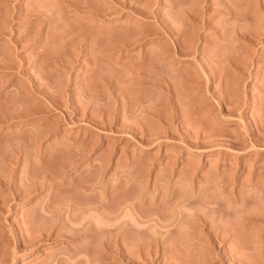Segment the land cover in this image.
Instances as JSON below:
<instances>
[{
    "label": "rangeland",
    "instance_id": "1",
    "mask_svg": "<svg viewBox=\"0 0 264 264\" xmlns=\"http://www.w3.org/2000/svg\"><path fill=\"white\" fill-rule=\"evenodd\" d=\"M84 1L76 13L66 0H0V264H232L231 252L264 264V0ZM160 48L170 56L149 67L163 80L138 84L131 72ZM243 192L254 201L234 209Z\"/></svg>",
    "mask_w": 264,
    "mask_h": 264
},
{
    "label": "bare ground",
    "instance_id": "2",
    "mask_svg": "<svg viewBox=\"0 0 264 264\" xmlns=\"http://www.w3.org/2000/svg\"><path fill=\"white\" fill-rule=\"evenodd\" d=\"M64 1H65V0H64ZM66 1L69 2V0H66ZM72 1H73L74 3H77V2H78V0H77V1H76V0H72ZM72 1H71V2H72ZM86 1H87V0H86ZM86 1H84V2H86ZM88 1H89V0H88ZM92 1H93V3H96V4H97V1H96V2H94V0H92ZM118 1H119V0H118ZM120 1H121V0H120ZM122 1H124V0H122ZM122 1H121V3H120V2H117V1H115V2H117L116 4H119V3H120V4H121V7H122V6H123V3H124V4L126 3V2H123V3H122ZM126 1H127V0H126ZM128 1H129V0H128ZM128 1H127V2H128ZM131 1H132V0H131ZM134 1H135V0H134ZM73 2H72V3H73ZM115 2H114V3H115ZM129 2H130V1H129ZM129 2H128V3H129ZM132 2H133V1H132ZM69 3H70V2H69ZM69 3H68V4H69ZM72 3H70V4H72ZM74 3H73V4H74ZM80 3H83V2L80 1ZM87 3H88V2H87ZM89 3H91V2L89 1ZM89 3L86 4V5H88L89 7H87V6L85 5V3L82 4L83 6H84V5L86 6V10H88L87 8H91V6H93V5L96 6V4H93V5L91 4V6H90ZM133 3H134V2H133ZM62 4H63V3H62ZM70 4H69V5H70ZM98 4H99V3H98ZM98 4H97V5H98ZM130 4H132V3L130 2ZM77 5H78V3H77ZM77 5H76V6H77ZM63 6H64V5H63ZM70 6H71V5H70ZM74 6H75V4H74ZM76 6H75V7H76ZM98 6H99V5H98ZM125 6H126V5H125ZM125 6H123V7H125ZM15 7H16V6H15ZM15 7H14V8H15ZM18 7H19V6H18ZM24 7H25V6H24ZM66 7H67V6H66ZM68 7H69V6H68ZM68 7H67V8H68ZM77 7H78V6H77ZM77 7H76V8H77ZM96 7H97V6H96ZM99 7H100V6H99ZM114 7H115V6H114ZM121 7H120V8H121ZM22 8H23V6H22ZM25 8H26V7H25ZM64 8H65V7H64ZM76 8H75V9H76ZM79 8H81V4H79ZM79 8H77L76 13H80V11H78V10H80ZM94 8H95V7H94ZM94 8H92V9H94ZM100 8H101V7H100ZM102 8H103V7H102ZM127 8H129V7H127ZM131 8H134V7L131 6L130 9H131ZM18 9H19V8H18ZM18 9H17V10H18ZM26 9H27V8H26ZM26 9H25V10H26ZM65 9H66V8H65ZM69 9H70V8H69ZM72 9H73V8H72ZM83 9H84V7L82 8V11H83ZM95 9H96V8H95ZM98 9H99V8H98ZM121 9H122V8H121ZM121 9H120V10H121ZM20 10H21V9H20ZM27 10H28V9H27ZM131 10H133V9H131ZM131 10H130V11H131ZM227 10H228V12H229V9H226V11H227ZM29 11H30V10H29ZM71 11H72V10H71ZM71 11H70V12H71ZM88 11H90V10H88ZM97 11L100 12V14H101V13H103L102 11L105 12L106 10L103 9V10H97ZM121 11H123V10H121ZM133 11H137V10L134 9ZM12 12H13V11H12ZM21 12H22V11H21ZM73 12H75V11L73 10ZM86 12H87V11L84 10V13H85V14H86ZM90 12H91V11H90ZM110 12H111V13H114V9H113V11L111 10ZM127 12H128V11H127ZM131 12H132V11H131ZM143 12H144V11H143ZM231 12L234 13V11H230V13H231ZM27 13H29V12L27 11ZM76 13H75V14H76ZM81 13H82V12H81ZM84 13H82V14L84 15ZM87 13H89V12H87ZM93 13H94V11H93ZM93 13H91V14H93ZM119 13H120V12H119ZM133 13H134V12H133ZM133 13H132V14H133ZM136 13H137V12H136ZM230 13H228V14H230ZM29 14H30V13H29ZM73 14H74V13H73ZM75 14H74V15H75ZM95 14H97V12L94 13V16H96ZM106 14H110V13L106 12ZM117 14H118V13H117ZM142 14H143V13H142ZM234 14H235V13H234ZM234 14H233V15H234ZM13 15H14L13 17L15 18V14H13ZM18 15H19V14H18ZM76 15H80V14H76ZM76 15H75V16H76ZM102 15L104 16V13L101 14V16H102ZM110 15H111V14H110ZM130 15H131V14H130ZM231 15H232V13H231ZM231 15H230V16H231ZM11 16H12V15H11ZM85 16L88 17V15H85ZM101 16H100V17H101ZM20 17H22L21 14H20ZM20 17H17V18H20ZM97 17H98V16H97ZM232 17H233V16H232ZM9 18H10V17H8V19H9ZM80 18H81V15H80ZM0 19H1V18H0ZM77 19H79V18L77 17ZM2 20H3V17H2ZM2 20H1V22H2ZM9 20H10V19H9ZM5 21H6V17H5ZM5 21H4V23H5ZM1 22H0V24H1ZM8 22H9V21L7 20V23H8ZM86 22H87V21H86ZM4 23L2 24V26L5 25V26H3V27H6V28H7V26H6L7 23H5V24H4ZM165 23H166L165 20H163V22H160V23H159V27H157L158 29L156 28L157 31H158V33H161V34H164V33L170 34V33L172 32V28H171L168 24H165ZM80 24H81V23H80ZM3 27L0 28V29H1V30H4V31H3L4 33L7 32L8 28H7V30H6V28L4 29ZM1 30H0V32H1ZM131 31H133V30H131ZM131 31H130V32H129V31H126V32H127L128 34H129V33H131V34H135L134 37L137 38L136 35H138V34L133 33V32H131ZM137 31H139V30H136V32H137ZM143 32H144V31H143ZM143 32H142V33H143ZM4 33H1V34H4ZM78 33H79V34L82 33V30H78L77 33H76L77 35L75 34V35H76L75 37H77V36L79 37V36H80ZM124 33H125V32H123V34L120 33L119 37H120L121 35H124ZM137 33H138V32H137ZM142 33H141V30H140V35H142ZM156 33H157V32H156ZM5 34H7V33H5ZM82 34H83V33H82ZM143 34H144V33H143ZM145 35H146V34H144V37H145ZM126 36H127V35L125 34L124 37H122V36H121V37H122L124 40H126V39H125ZM129 36H130V34H129ZM129 36H127V37H128L129 39H131V40L134 38L133 36H132L133 38H130L131 36H130V37H129ZM138 36H139V35H138ZM146 36H147V35H146ZM2 37H3V35H2ZM139 37H140V36H139ZM141 37H143V36H141ZM141 37H140V38H141ZM116 38H118V37H116ZM10 39H12V38H10ZM123 39H121L122 42H124ZM134 39H135V38H134ZM137 39L140 40L139 38H137ZM137 39H135L136 42H137ZM144 39H145V38H144ZM131 40H129V41L132 42V43L134 44L135 40H133V41H131ZM141 40H142V39H141ZM13 41H14V40H13ZM15 41H16V40H15ZM15 41H14V42H15ZM122 42H120V43L118 42V43L121 44ZM136 42H135V43H136ZM12 43H13V42H12ZM16 43H19V41H16ZM125 43H128V41L126 40ZM132 43H128V45H129V44L131 45ZM8 45H9V43H8ZM11 45H12V44H11ZM117 45H118V44H117ZM121 45H123V44H121ZM17 46H18V44H17ZM118 46H120V45H118ZM125 46L128 47L127 44H125ZM163 46H164V45H163ZM163 46H162V47H163ZM166 46H168V45H166ZM166 46H165V47H166ZM179 46L181 47V45H179ZM15 47H16V46H15ZM15 47H12V48H15ZM122 47H123V46H122ZM162 47H161V48H162ZM183 47H184V49H185V46H184V45H183ZM183 47H182V48H183ZM9 48H10V45H9ZM12 48H10V49H12ZM161 48H160V49H161ZM167 48H169V46H168ZM175 48H176V47H175ZM195 48H196V47H195ZM10 49H8V50L10 51ZM15 49H17V47H16ZM165 49H166V48H165ZM171 49L174 50L173 52H171L172 50L170 51V49H169V51L172 53L173 60H174V58L177 59V55H178V56H179V55H182V56H183L184 54H181V53H183V52H184V53H185V52L187 53V51H182V49L180 48V49H181V50H180L178 47H177L176 49H173V47H172ZM13 50H14V49H13ZM166 50H167V49H166ZM9 51H7V52H9ZM121 51H123V50H121ZM169 51H168V52H169ZM15 53H16V51H15ZM9 54H11V53L9 52ZM9 54H7V55L9 56ZM165 54H168V53H166V51H163L162 49H161L160 51L158 50L156 56L154 55V56H151L150 58H146V59L141 58V62H139V63L137 62V63H138L137 65H141V66H140L137 70L134 68V70H135L134 72L132 71L133 69H131L132 67L129 68V69L132 71V72H131V71H130V72L135 74V77L138 76V79L140 78V79L138 80V84L144 85V83H146V85H147V83H148L149 81L154 82V84H155V83L157 82V81H156V82L154 81L155 79H156V80H161L162 78H164L163 76L160 75L161 72H160V73L157 72V73H158L162 78H160V76H158V74H156L155 72H154V73H155V74H154V73H153V69H154V68H153L152 71H151V67H149V66L153 65V67H154L155 63H156L157 66H158L159 59L161 58V61H163L162 58L166 56ZM5 55H6V54H4V57H6ZM16 55H17V54H16ZM168 55H169V54H168ZM187 55H189V53H188ZM187 55H186V56H187ZM8 56H7V57H8ZM11 56H13V55H11ZM14 56H15V55H14ZM169 56H170V55H169ZM169 56H168V57H169ZM182 56H181V57H182ZM4 57H3V59H6V58H7V57H6V58H4ZM184 57H185V55H184ZM1 58H2V57H1ZM9 58H10V57H9ZM9 58H7L8 61H7V59L5 60V64L3 63V65H4L3 67H5V66L8 65L9 61L11 60V59L9 60ZM12 58H13V57H12ZM169 58H170V57H169ZM143 59H144V60H143ZM182 59H183V58H182ZM13 60H14V59H13ZM13 60H12V61H13ZM15 60H16V59H15ZM20 60H21V59H20ZM20 60H18V61H20ZM212 60H213V59H212ZM0 61H1V59H0ZM6 61H7V63H6ZM139 61H140V60H139ZM181 61H182V60H181ZM207 61H208V60H207ZM135 62H136V61H135ZM135 62H134V63H135ZM172 62H173V61H172ZM178 62H179V61L176 60V62L174 63V64H177V65H174V66H176L175 69H179V68L183 65L182 63H181V64H178ZM153 63H154V64H153ZM6 64H7V65H6ZM9 64H11V62H10ZM20 64H21V63H20ZM128 64H129V65H132V66L135 65V64L133 65L132 63L130 64L129 62H128ZM159 64H160V63H159ZM161 64H163V63H161ZM210 64H212V63H210ZM214 64H215V63H214ZM0 65L2 66V61H1ZM13 65H14V64L12 63V66H13ZM206 65H207V64H206ZM215 65H216V64H215ZM10 66H11V65H10ZM18 66H20V65H18ZM18 66H17V67H18ZM157 66H156V68H157ZM202 66H203V65H202ZM13 67H14V66H13ZM134 67H135V66H134ZM212 67H213V66H212ZM212 67H211V68H212ZM1 68H2V67H1ZM8 68H9V65H8ZM11 68H12V67H11ZM171 68H173V67H171ZM209 68H210V67H209ZM215 68H216V67H215ZM2 69L5 70L4 68H2ZM2 69H1V71H2ZM12 69H13V68H12ZM16 69H17V68H16ZM173 69H174V68H173ZM173 69H172V70H173ZM202 69H203L204 71H207L206 68H205L204 66L202 67ZM213 69H214V68H213ZM10 70H11V69H10ZM13 70H14V69H13ZM154 70H155V69H154ZM217 70H218V69H217ZM155 71H156V70H155ZM173 71H174V70H173ZM177 71H178V70H177ZM177 71H176V72H177ZM209 71H210V70H209ZM211 71H212V72H211V75H212V73H213L214 71H215L214 73L217 74L215 69H214V71H213V70H211ZM136 72H137V74H136ZM174 72H175V71H174ZM178 72H186V71H184V70L182 71V70H181V71H178ZM187 72H188V71H187ZM169 73H170V72H169ZM207 73H208V72H207ZM207 73H206V74H207ZM170 74H171V73H170ZM172 74H173V73H172ZM172 74H171V75H172ZM176 74H177V73H176ZM176 74H175V75H176ZM183 74H184V76H188V75H185V73H183ZM186 74H188V73H186ZM194 74H196V73H194ZM194 74H193V75H194ZM215 74L212 75V76L215 77ZM136 75H137V76H136ZM190 75H191V73H190ZM164 76H165V75H164ZM172 76H173V75H172ZM172 76H171V77H172ZM181 76H182V75H181ZM194 76H195V75H194ZM153 77H154L155 79H153ZM166 77H167V76H166ZM188 77H189V76H188ZM188 77L185 78V77L182 76V78L187 79L188 82H189V81H192L191 84L196 80V77H195V78H191L192 76H191L190 78H188ZM207 77H208V76H207ZM214 77H212L213 80L215 79ZM129 78H131V77L129 76ZM129 78L127 77L128 80H129ZM169 78H170V76H169ZM200 78H201V76H200ZM208 78H209V77H208ZM208 78H207V79H208ZM212 78H211V79H212ZM216 78H217V76H216ZM172 79H173V77H172ZM184 79H183V81H185ZM190 79H191V80H190ZM197 79L199 80V77H198ZM162 80H163V79H162ZM162 80H161V81H162ZM193 80H194V81H193ZM213 80H212V81H213ZM126 81H127V80H126ZM139 81H140L141 83H140ZM164 81H167V80H164ZM169 81H170V80H169ZM183 81H182V83H183ZM210 81H211V80H210ZM130 82H131V81H130ZM171 82H172V81H170V83H168V82H167V83H168V84H171ZM109 83H110V82H109ZM158 83H159V82H158ZM167 83H166V86H164V87L161 86L162 89H163V88H167V87H169ZM159 84H160V83H159ZM196 84H197V83H195V85H196ZM156 85H157V84H156ZM156 85H155V86H156ZM182 85H183V84H182ZM187 85H189V84H187ZM106 86H107V85H106ZM108 86H109V84H108ZM139 86H140V85H139ZM170 86H171V85H170ZM183 86H184V85H183ZM183 86H182V87H183ZM197 86H198V84H197ZM112 87H113V86H112ZM158 87H160V85H159ZM161 87H160V88H161ZM184 87H185V86H184ZM188 87H190V86H188ZM193 87H194V86H193ZM193 87H192L191 89H193ZM195 87H196V86H195ZM20 88H21V87H20ZM20 88H19V89H20ZM107 88H108V87H107ZM141 88H144V89H145V86H140V89H141ZM170 88H171V87H170ZM172 88H173V87H172ZM186 88H187V87H186ZM197 88H198V87H197ZM197 88H196V90H197ZM23 89H24V88H23ZM25 89H26V88H25ZM167 89H168V88H167ZM141 90H142V89H141ZM147 90H148V89H147ZM171 90H172V89H171ZM187 90H188V89H187ZM20 91H22V89H20ZM24 91H25V90H24ZM85 91H86V90H85ZM119 91H120V90H119ZM163 91H164V89H163ZM165 91H166V89H165ZM22 92H23V91H22ZM138 92H139V91H138ZM166 92H167V91H166ZM18 93H19V92H18ZM85 93L87 94V92H85ZM122 93L124 94V92H122ZM143 93H145V92H143ZM170 93L172 94V92H170ZM90 94H91V93H90ZM139 94H140V92H139ZM141 94H142V93H141ZM141 94H140V97L142 96ZM166 94H167V93H166ZM196 94H197V93H196ZM19 95H22L21 92L19 93ZM88 95H89V93H88ZM121 95H122V94H121ZM172 95H173V94H172ZM125 96H126V95H125ZM127 96H128V95H127ZM127 96H126V97H127ZM138 96H139V95H138ZM165 96H166V98H168L167 95H165ZM86 97H88V96H86ZM90 97H91V96H90ZM126 97H123V98L125 99ZM128 97H129V96H128ZM128 97H127V98H128ZM133 97H134V96H133ZM136 97H137V96H136ZM198 97L201 98L202 96H201V97L198 96ZM127 98H126V99H127ZM137 98H139V97H137ZM137 98H136V100H137ZM143 98H144V97H143ZM170 98H171V97H170ZM193 98H194V100H196L197 97L195 98V97L193 96ZM193 98H192V99H193ZM133 99H134V98H133ZM141 99H142V98H141ZM192 99H191V100H192ZM131 100H132V99H131ZM139 100H140V99H139ZM164 100H165V99H164ZM55 101H56V102H55ZM55 101H54L55 103H58V102L60 103V101H59V100L57 101V99H56ZM132 101H133V100H132ZM134 101H135V100H134ZM140 101H142V100H140ZM140 101H139V102H140ZM144 101H145V100H144ZM146 101H147V97H146ZM165 101H166V100H165ZM171 101H172V99H171ZM196 101H197V100H196ZM125 102H126V101H125ZM166 102H167V101H166ZM177 102L179 103L180 101H177ZM194 102H195V101H194ZM7 103H8V102H7ZM7 103H6V104H7ZM127 103H128V101H127ZM131 103H132V102H131ZM133 103H134V102H133ZM133 103H132V104H133ZM137 103H138V102H137ZM146 103H147V102H146ZM167 103L169 104V98H168V102H167ZM191 103H192V102H191ZM201 103H202V102H201ZM8 104H9V103H8ZM53 104H54V103H53ZM60 104H62V103H60ZM141 104H142V103H141ZM143 104H145V103H143ZM147 104H148V103H147ZM164 104H166V103L164 102ZM170 104H172V103H170ZM173 104H174V103H173ZM179 104H181V103H179ZM179 104H178L177 108H179ZM206 104H207V103H206ZM223 104H224V103H223ZM225 104H226V103H225ZM228 104H229V103H228ZM128 105H129V104H128ZM150 105H151V103H150ZM174 105H175V104H174ZM230 105H231V104H230ZM6 106H7V105H6ZM9 106H10V105H9ZM54 106H55V105H54ZM138 106H139V105H138ZM191 106H194V105L191 104L190 107H191ZM205 106H206V105H205ZM205 106H204V107H205ZM212 106H213V105H212ZM225 106H228V107H229V105H225ZM232 106H233V105H232ZM7 107H8V106H7ZM60 107H61V106H60ZM129 107H130V106H129ZM132 107H133V106H132ZM142 107H143V106H142ZM144 107H147V106L144 105ZM144 107H143L142 111H143V110L145 111ZM150 107H151V106H150ZM150 107H149V108H150ZM170 107H171V106H170ZM196 107H197V106H196ZM202 107H203V106H202ZM204 107H203V108H204ZM130 108H131V107H130ZM133 108H134V107H133ZM133 108H132V109H133ZM136 108H138V107H136ZM139 108H140V107H139ZM164 108H165V107H164ZM181 108H182V107H181ZM183 108H184V107H183ZM188 108H189V107H188ZM200 108H201V107H200ZM207 108H208V107H206L205 109H207ZM217 108H218V107H217ZM234 108H235V107H234ZM147 109H148V107H147ZM171 109H172V108H171ZM184 109H185V108H184ZM192 109H193V107H192ZM210 109H211V108L207 109V112H208V111L211 112L212 110H210ZM213 109H214V108H213ZM223 109H225V108H223ZM229 109H231V112H232L233 109L231 108V106L229 107ZM229 109L227 108V110H229ZM148 110H149V109H148ZM168 110H169V109H168ZM168 110H167V111H168ZM174 110H175V108H174ZM179 110H180V109H179ZM189 110H190V109H189ZM216 110H217V109H216ZM227 110H226V111H227ZM18 111H19V110H18ZM126 111H127V110H126ZM130 111H131V109H130ZM134 111H136V110H134ZM171 111H172V110H171ZM171 111H169V112L172 113ZM180 111H181V110H180ZM199 111H200V110H199ZM203 111H204V110H203ZM229 111H230V110H229ZM136 112H137V111H136ZM187 112H188V111H187ZM224 112H225V111H224ZM227 112H228V111H227ZM233 112H234V110H233ZM14 113H15V112H14ZM19 113H20V111H19ZM87 113H88V112H87ZM144 113H145V112H144ZM147 113L150 114V112H148V111H147ZM179 113L181 114V112H179ZM183 113H184V112H183ZM190 113H191V112H190ZM196 113L199 114L200 112H197V111H196ZM211 113H212V112H211ZM82 114H83L82 116H84V112H82ZM141 114H143V113H140V117L142 116ZM185 114H186V115L188 114L189 116L192 117V116H193L192 114H194V113H192V114L190 115L189 113H186V112H185ZM201 114H202V113H201ZM205 114H206V113H205ZM232 114H233V113H232ZM232 114L230 113V114H227V115H228V116H230V115L232 116ZM4 115H6V114H4ZM80 115H81V114H80ZM85 115H86V114H85ZM87 115H88V114H87ZM145 115H146V114H145ZM147 115H148V114H147ZM147 115H146V116H147ZM181 115H182V114H181ZM186 115H185V116H186ZM202 115H204V114H202ZM213 115H214V114H213ZM216 115H217V114H216ZM227 115H226V116H227ZM7 116H8V115H7ZM82 116H81V117H82ZM182 116H184V115H182ZM195 116H196V115H195ZM195 116H194V118H195ZM210 116H211V115H210ZM10 117H12V116H10ZM66 117H67V116H66ZM78 117H79V116H78ZM81 117H80V118H81ZM84 117H85V116H84ZM86 117H87V116H86ZM176 117H179V116H176ZM204 117H206V116L204 115ZM204 117H203V120H204ZM2 118H3V116H2ZM2 118H1V119H2ZM4 118H7V117H4ZM12 118H13V117H12ZM67 118H68V117H67ZM82 118H83V117H82ZM82 118H81V119H82ZM109 118H110V117H109ZM109 118H107V119H109ZM170 118H171V117H170ZM179 118H180V117H179ZM179 118H177V120H178ZM197 118H199V117L197 116ZM208 118H209V117H208ZM213 118H214V117H213ZM9 119H10V118H9ZM9 119H8V120H9ZM111 119H112V118H111ZM166 119H167V118H166ZM189 119H190V118H189ZM200 119H201V118H200ZM2 120H5V121H6V119H2ZM2 120H1V121H2ZM101 120H102V119H101ZM168 120H169V119H168ZM180 120L183 121L184 118H183V120H182V117H181ZM190 120H191V119H190ZM190 120H189V121H190ZM208 120H209V119H208ZM212 120H214V119H212ZM98 121L100 122V119H99ZM104 121H105V120H104ZM104 121H103V122H104ZM110 121L112 122V120H110ZM201 121H202V120H201ZM206 121H207V120H206ZM206 121H205V122H206ZM210 121H211V120H210ZM92 122H93V121H92ZM96 122H97V120H96ZM99 122H97V123H99ZM101 122H102V121H101ZM103 122H102V123H103ZM106 122H107V121H106ZM111 122H110V123H111ZM183 122H185V121H183ZM183 122H182V123H183ZM202 122H203V121H202ZM215 122H216V121H215ZM97 123H96V124H97ZM107 123H108V122H107ZM165 123H166V121H165ZM171 123H172V122H170V124H171ZM179 123H181V122L179 121ZM190 123H192V122L190 121ZM257 123H258V122L256 121V124H257ZM90 124H91V122H90ZM92 124H94V123H92ZM92 124H91V125H92ZM100 124H101V123H100ZM103 124H106V123L104 122ZM185 124H186V122H185ZM188 124H189V123H188ZM203 124H204V123H203ZM210 124H211V122H210ZM183 125H184V124H183ZM204 125H205V124H204ZM208 125H209V124H208ZM208 125H207V126H208ZM213 125H214V124H213ZM213 125L211 124L210 127H212ZM257 125H258V124H257ZM188 126H189V125H188ZM255 126H256V125H255ZM259 126H261V125H259ZM139 127H140V126H139ZM208 127H209V126H208ZM208 127H207L206 130H208ZM142 128H143V127H142ZM205 128H206V127H205ZM256 128H257V127H256ZM259 128H261V127H259ZM188 129H189V128H188ZM212 129H213V128H212ZM263 129H264V128L262 127V130H263ZM136 130H138V129H136ZM136 130H135V131H136ZM186 130H187V129H186ZM189 130H190V129H189ZM198 130H199V129H198ZM198 130H197V131H198ZM206 130H205V131H206ZM218 130H219V129H218ZM257 130H259V129L257 128ZM138 131H139V132H138ZM138 131H137L138 133H143V134L145 133V129L142 130V132H141V130H138ZM143 131H144V132H143ZM194 131H195V130H194ZM212 131H213V130H212ZM187 132H188V130H187ZM191 132H192V130H191ZM191 132H188V135L194 136V135H192L193 133L191 134ZM258 132L261 133L262 131H258ZM135 133H136V132H135ZM135 133H134V134H135ZM189 133H190V134H189ZM194 133H195V132H194ZM203 133H204V132H203ZM205 133H206V132H205ZM208 133H209V131H208ZM241 133H242V132H241ZM255 133H256V132H255ZM260 133H259V134H260ZM146 134H147V132H146L144 135H146ZM210 134H212V133H209L208 135H210ZM237 134H239V133H237ZM245 134H246V133H245ZM247 134H248V133H247ZM249 134H250V132H249ZM253 134H254V133H251L250 135L253 136ZM259 134H258V136H255V137H253V138H256V137H263V136H259ZM263 134H264V133H263ZM136 135H138V134H136ZM141 135H142V134H141ZM144 135H143V136H144ZM198 135H199V133H198ZM205 135H206V134H205ZM208 135H207V136H208ZM255 135H256V134H255ZM133 136H135V135H133ZM139 136H140V135H139ZM191 136H189V137H190V138H193V137H191ZM203 136H204V135H202V137H203ZM211 136H212V135H211ZM252 136H250V137H252ZM137 137H138V136H137ZM205 137H206V136H205ZM209 137H210V136H208L207 138H209ZM139 138H140V137H139ZM187 138H188V137H187ZM187 138H185L184 140H186ZM137 139H138V138H137ZM188 139H189V138H188ZM201 139H203V138H201ZM205 139H206V138H205ZM240 139H241V138H240ZM258 139H259V138H258ZM258 139H257V140H258ZM139 141H140V140H139ZM238 141H240V140H238ZM258 141H260V139H259ZM258 141L255 140V141H254V142H256L255 144L259 143ZM252 142H253V141H252ZM261 142H262V141H261ZM244 143H245V142H244ZM187 144H188V143H187ZM199 144H200V143H199ZM212 144H213V143H212ZM259 144H260V143H259ZM259 144H258V145H259ZM197 145H198V144H197ZM252 146H253V145H252ZM190 147H191V146H190ZM199 147H200V145H199ZM197 148H198V147H197ZM251 148H252V147H251ZM248 149H249V148H248ZM212 151H213V150H212ZM253 153H254V152H253ZM257 153H258V152H257ZM244 157H245V156H244ZM74 161H75V160H74ZM238 162H239V161H238ZM238 164H240V163H238ZM262 167H263V166H262ZM241 169H242V168H241ZM236 174H237V173H236ZM238 175H240L239 172H238ZM236 177H237V176H236ZM232 178H233V177H232ZM232 178H231V179H232ZM238 178H239V177H238ZM253 178H254V177H253ZM257 178H258V177H257ZM259 178L261 179L262 176H260ZM216 179H217V178H216ZM224 179H226V178H224ZM255 179H256V178H254L253 180H255ZM222 180H223V179H222ZM222 180H219V182H221ZM227 180H229V179H227ZM227 180H226V181H227ZM256 180H257V179H256ZM263 180H264V178H262V180H258V181H260V182L262 181L261 183L263 184V182H264ZM216 181H217V180H216ZM234 181H235V180H234ZM237 181H238V180H237ZM249 181H250V180H249ZM251 181H252V180H251ZM251 181H250V182H251ZM235 182H236V181H235ZM253 182H254V181H253ZM253 182H252V183H253ZM260 182H259V183H260ZM215 183H216V182H215ZM221 183H224V182L222 181ZM221 183H220V184H221ZM225 183H226V182H225ZM225 183H224V184H225ZM255 183H256V182H255ZM216 184H217V183H216ZM256 184H257V183H256ZM262 184H261V185H262ZM218 185H219V183H218ZM257 186H258V185H257ZM208 187H209V186H207V187L205 186V187H203V189L205 188V190H209V191H211L210 188H208ZM220 187H221V186H220ZM260 187H264V186H260ZM201 188H202V187H201ZM258 190L260 191V192L258 191L259 193H262V194L264 193L263 189H262L263 192H262L260 189H258ZM243 193H244V192H243ZM246 193L248 194V193H250V191H249V192L247 191ZM246 193H244V194H245V196H244L245 199H244V197L239 198L240 196H238V197L234 200V203H235V204H233V208H234V209H235L236 205H239L238 207L241 208V207L243 206V204L248 203V201H250V200L254 197V196H252V198H250V197H251V194H250V196H249V195L246 196V195H247ZM259 193H258V194H259ZM258 194H257V195H258ZM262 194H261V195H262ZM261 195H260V197H259V196H256V198L254 197V199H258V198L264 197L263 195H262V196H261ZM246 197H249V198H246ZM254 199L251 200V201H254ZM197 200H198V196H197V195H191V197L189 196V199H188V200L183 201V202H184L186 205H189V204H191V203L196 202ZM222 201H223V200H221V199H217L216 201H213V202H215V204H213V203L211 202V203H208V205L211 204L210 206H212V204H213V206L215 205V206L217 207V209H219L220 211H221V210H224L225 212L229 211L231 207H230V206H227V205H224V203H223ZM244 201H245V202H244ZM180 203H181V202H180ZM187 203H188V204H187ZM236 203H237V204H236ZM234 205H235V206H234ZM241 205H242V206H241ZM175 207H176V206H175ZM184 207H185V205H182V207H180V206L178 207V206H177V208H179V209L176 208V213H177V212H178V213H181V214H182V213H185V212H184ZM216 207H213L212 209L216 210ZM238 207H237V208H238ZM237 208H236V209H237ZM222 213H223V212H222ZM222 213H220V215H221ZM225 214H226V213H225ZM225 214H223V215H225ZM155 215L157 216V214H155ZM172 215H175V214L173 213ZM159 216H160V215L158 214V218H155V219H153V217H155V216H153V217L151 218L152 220H150V221H153V222H154V226H156V227H157V225H158L159 227L163 226L162 224H160L159 220H157V219H160ZM175 216H176V215H175ZM160 217H161V216H160ZM223 217H224V216H223ZM220 219H221V218H220ZM220 219H219V220H220ZM252 219H254V218H252ZM252 219H251V220H252ZM249 220H250V219H249ZM257 220H259V219L257 218ZM204 221H205V220L201 219V221H200V222L198 221V222H199L200 225L204 226V225H205V222H206V221H205V222H204ZM221 221H222V220H221ZM255 221H256V220H255ZM255 221H253V222H255ZM259 221H260V222H261V221H264V218H263V220L260 219ZM259 221H258V222H259ZM217 222L219 223V221H217ZM261 223H262V222H261ZM261 223H260V225H261ZM253 224H254V223H253ZM210 225H211V224H210ZM220 225H223V224L220 223ZM220 225H218V226H219V229H220ZM243 226H244V225H243ZM245 226H246V225H245ZM200 227H201V226H200ZM221 227H222V226H221ZM261 227H262V225H261ZM204 228H206V227H204ZM210 228H211V227H210ZM212 228H214V229H213V230H210V231H213V232H211V233H208L207 231H206V232H207L208 235L210 234V236L214 239V238H216L217 235H218V234H217L218 231H216V230H217V225L214 227L213 224H212ZM223 229H225V226L223 227ZM228 229H230V228H228ZM231 230H232V229H231ZM261 230H263V229H261ZM200 232H201V233H200ZM200 232H199L200 234L203 233V228H202V230H201ZM226 232H227V230H226ZM234 232H235V231H233V230L231 231V233H234ZM260 232H261V231H260ZM197 233H198V232H197ZM220 233H221V230H220ZM234 234H236V232H235ZM263 234H264V233H263ZM223 235H226V234H225V231H224V234H223ZM227 235H228V234H227ZM227 235H226V236H227ZM231 235H232V234H231ZM260 235H262V234L260 233ZM203 236H205V235H203ZM232 236H234V235H232ZM237 236H238V235H237ZM237 236H235V237H237ZM222 237H224V236H222ZM209 239H210V238H209ZM213 239H212V241H213ZM217 239H218V238H217ZM217 239H215V242L217 241ZM233 239H234V237H233ZM237 240H239V239H237ZM239 241H240V240H239ZM263 241H264V240H263ZM215 242H214V243H215ZM249 242L251 243L252 241H249ZM257 242H258V241L253 242V244H255L254 246H256ZM212 243H213V242H212ZM233 243H234V242H233ZM250 243H249L250 246H249V245H246L247 247L245 246V248H247V249H245L246 252L249 251L248 248H251V245H252V244H250ZM263 243H264V242H263ZM215 244H216V243H215ZM234 244L237 245V243H234ZM244 244H246V243H244ZM247 244H248V243H247ZM238 245H239V244H238ZM241 245H242V244H241ZM263 245H264V244H263ZM236 247H237V246H236ZM240 247H241V246H240ZM242 247H243V246H242ZM252 247H253V245H252ZM257 247H258V245H257ZM232 248H233V247H232ZM234 248H235V247H234ZM262 248H263V246H262ZM243 249H244V248H243ZM252 249H253V248H252ZM236 250H237V249H236ZM253 250H254V249H253ZM255 250H256V249H255ZM262 250H263V249H262ZM243 251H244V250H243ZM250 251L252 252V250H250ZM230 252H231V251H230ZM248 253H249V252H248ZM232 254H233V255H232ZM246 254H247V253H246ZM246 254H245V256H246ZM193 255L196 256L195 254H193ZM193 255H191V256H193ZM231 255H232V260H233L234 264H241V263H243V260H245V262H244V264H245V263H246V260H248V258H247V259H246V258H245V259L243 258V260H241L240 258H241V257H244L243 255H241V257H240V256L237 257L238 254L236 255V254H234V253H232V252H231ZM231 255H230V256H231ZM235 255H236V257H235ZM247 255H250V254H247ZM218 256H221V255L218 254ZM233 256H234V257H233ZM214 257H215V256H214ZM239 257H240V258H239ZM190 258H191V257H188V259H190ZM192 258H193V257H192ZM217 258H218V257H217ZM238 258H239L240 260H239ZM249 258H250V257H249ZM215 259H216V257H215ZM220 259H221V258H220ZM191 260L195 261L194 259H191ZM218 260H219V259H218ZM232 260H231V261H232ZM196 261H199V262H200V260H196ZM220 261H221V260H220ZM220 261H219V262H220ZM240 261H242V262H240ZM250 261H251V260H250ZM191 262H192V261H191ZM233 262H232V264H233ZM251 262H252V261H251ZM205 263H207V262L205 261ZM221 263H222V262H221ZM253 263H254V261H253ZM253 263H249V260H248V262H247V264H253ZM255 263H256V262H255Z\"/></svg>",
    "mask_w": 264,
    "mask_h": 264
}]
</instances>
